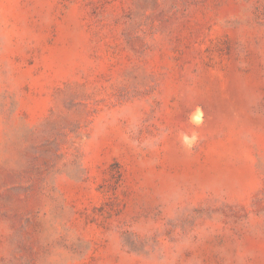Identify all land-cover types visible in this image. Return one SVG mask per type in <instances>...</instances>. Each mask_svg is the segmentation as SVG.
Segmentation results:
<instances>
[{
    "label": "rangeland",
    "instance_id": "obj_1",
    "mask_svg": "<svg viewBox=\"0 0 264 264\" xmlns=\"http://www.w3.org/2000/svg\"><path fill=\"white\" fill-rule=\"evenodd\" d=\"M0 264H264V0H0Z\"/></svg>",
    "mask_w": 264,
    "mask_h": 264
}]
</instances>
